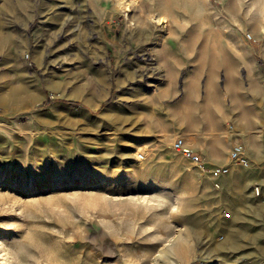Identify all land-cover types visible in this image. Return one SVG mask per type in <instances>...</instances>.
<instances>
[{
  "label": "rangeland",
  "instance_id": "obj_1",
  "mask_svg": "<svg viewBox=\"0 0 264 264\" xmlns=\"http://www.w3.org/2000/svg\"><path fill=\"white\" fill-rule=\"evenodd\" d=\"M161 1L0 0V264H264V0Z\"/></svg>",
  "mask_w": 264,
  "mask_h": 264
},
{
  "label": "built area",
  "instance_id": "obj_2",
  "mask_svg": "<svg viewBox=\"0 0 264 264\" xmlns=\"http://www.w3.org/2000/svg\"><path fill=\"white\" fill-rule=\"evenodd\" d=\"M172 147L184 156L192 167L208 174L216 187L218 186V180L231 169L235 167L249 168L251 165L250 160L245 154V146L241 142H237L232 146L228 160L223 165L206 159L199 152L188 146L180 137L173 140Z\"/></svg>",
  "mask_w": 264,
  "mask_h": 264
},
{
  "label": "bare ground",
  "instance_id": "obj_3",
  "mask_svg": "<svg viewBox=\"0 0 264 264\" xmlns=\"http://www.w3.org/2000/svg\"><path fill=\"white\" fill-rule=\"evenodd\" d=\"M125 1V0H124ZM180 0H166V2L169 4V5H174V4H176V3H178ZM187 1V0H186ZM192 2H193V0H191ZM201 1V0H200ZM134 2H136V8H138V10H139V14H140V19H141V21L143 22V23H145V19H147V16H148V14H150L151 12L153 13L154 11H157V10H159L160 8H161V5H162V1L161 0H134ZM202 3V2H201ZM205 4V3H204ZM188 5V4H187ZM203 5V4H202ZM174 7V6H173ZM187 7H189V5L187 6ZM207 7V6H206ZM176 8V7H175ZM191 8L192 7H190V11H191ZM168 9V8H167ZM184 9V8H183ZM161 10V9H160ZM231 10H232V12L234 11L233 9H232V7H231ZM236 11V10H235ZM161 12L162 13H164L162 10H161ZM231 12V13H232ZM138 13V12H137ZM229 13V12H228ZM141 14H143V15H141ZM204 18H205V23L207 22V23H209V22H211V20H213V16H212V14L208 11V9L207 10H204ZM234 15V14H233ZM133 18V17H132ZM215 18V17H214ZM219 18V17H218ZM233 18V17H232ZM235 19V18H234ZM233 19V20H234ZM133 21H134V19H133ZM214 21V20H213ZM235 21V20H234ZM237 21V20H236ZM134 23V22H133ZM214 23H215V21H214ZM216 23L218 24V25H220L221 24V22L220 21H216ZM234 23V22H233ZM211 24V23H210ZM148 26V25H147ZM217 26V25H216ZM215 26V27H216ZM234 26V25H233ZM236 26V25H235ZM198 29V28H197ZM215 31H216V29H214ZM231 31V30H230ZM230 31H228V32H230ZM217 32H219V31H217ZM222 32V31H221ZM231 33V32H230ZM202 35V34H201ZM201 35H199V36H201ZM232 35H233V33H232ZM161 36V35H160ZM198 36V35H197ZM233 36H235V34L233 35ZM150 37V32H149V30L148 29H146V28H142V27H140L139 28V39L140 40H145V39H147V38H149ZM226 37H229V36H226ZM232 37V36H231ZM162 38V37H161ZM236 38V37H235ZM161 39L159 38V40L158 41H160ZM223 42V41H222ZM141 43V42H140ZM160 43H162V41L160 42ZM226 43H227V41H226ZM225 45H227V44H225ZM226 48H229V47H226ZM161 49V48H160ZM230 49V48H229ZM162 50V49H161ZM160 53V52H159ZM225 86V85H224ZM227 87V86H226ZM225 87V88H226ZM224 88V89H225ZM226 89H228V88H226ZM230 90V89H229ZM228 91V90H227ZM228 93V92H227ZM228 94H230V91H229V93ZM231 95V94H230ZM215 104V103H214ZM143 147H144V145L142 146L141 144L137 147V149L139 150V152L143 149ZM145 148V147H144ZM143 156L144 155H140V159L141 160H139L140 161V163L139 164H142V162H143Z\"/></svg>",
  "mask_w": 264,
  "mask_h": 264
},
{
  "label": "crops",
  "instance_id": "obj_4",
  "mask_svg": "<svg viewBox=\"0 0 264 264\" xmlns=\"http://www.w3.org/2000/svg\"><path fill=\"white\" fill-rule=\"evenodd\" d=\"M200 154H201V153H200ZM201 155H202V154H201ZM203 157H204V156H203ZM206 159H209V158L206 157ZM209 160H211V159H209ZM212 161H214V162H219V161H215V160H212Z\"/></svg>",
  "mask_w": 264,
  "mask_h": 264
}]
</instances>
